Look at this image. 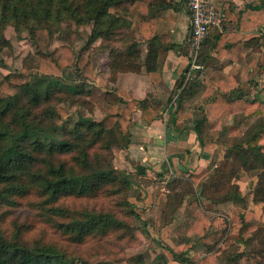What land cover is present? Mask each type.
Wrapping results in <instances>:
<instances>
[{
  "label": "trees",
  "instance_id": "trees-1",
  "mask_svg": "<svg viewBox=\"0 0 264 264\" xmlns=\"http://www.w3.org/2000/svg\"><path fill=\"white\" fill-rule=\"evenodd\" d=\"M77 1L0 0V11L3 12V16L6 15L5 19L13 15L25 19H50L54 12L59 15L65 11L75 16L83 13V19L78 18L80 20L78 22L92 25L93 28L90 45L77 55L69 46H61L50 52L53 34L47 26H37L33 31L37 51L24 60L21 71L0 82V118L11 117L13 121L10 124L17 126L12 128L3 122L0 124V185L4 186L0 192V203H7L12 196L28 193L31 188H37L41 195L47 198V204H55L62 196H93L117 183L132 185L131 179L127 177L121 180L107 156L99 155L96 149L107 154L113 147L128 149L131 145L132 115L137 109L143 111V119L146 122H152L158 117L146 101L134 100L131 94L114 90L106 95V102L111 106V110L102 121L83 120L75 125L71 134L75 136L76 143L62 141L58 144L54 142L45 144L39 135L47 129L40 126V122L31 121L29 113L17 108V102L22 94H25L35 106L40 105L47 96H51L50 90H45L40 95L35 77L39 73L53 84L59 81L67 70L74 68L83 74L85 79L96 81L97 55L93 57V44L97 54L109 53L112 82L116 81L119 73L141 71V43L148 44L145 64L147 71L154 76L156 69L154 61L157 60L159 51L168 49L171 44L166 36L173 20L163 17L166 0H155L154 3L145 0H79L80 6L74 9L73 4ZM225 9L226 20L235 22L238 30L221 32L219 29H212L202 50L212 49L220 59L229 58L239 65L240 73L227 82L218 81L211 73L208 75L206 99L210 100L211 96H214L208 109V116L220 118L218 142L226 147L225 159L234 157L241 162L242 169L247 172L262 171L256 189L250 196L256 203H264V101L248 100L243 95L227 98L223 92L214 89V86L219 85L222 91H225L238 83H253L257 77L264 75V64H259L255 59L248 60L252 50H259L262 47L264 0L249 5L244 12L238 14L231 12L228 6ZM120 46L125 52H121ZM181 84L177 83L173 95ZM84 85V82L75 84L73 90L76 94L85 92ZM177 115L178 120L175 124L179 127V123L185 120L180 107L177 109ZM229 115L234 116L231 124L226 120ZM47 116L56 127L64 128L69 122L70 112L65 106L58 105L49 107ZM19 127L22 129L16 134L15 131ZM194 130L202 146L215 138V135H211L213 130L209 127L207 119L197 121ZM56 153L75 154L73 163L71 165L62 161L55 163L49 157ZM41 154H45L46 158L40 159ZM207 174L208 172L191 174L186 180L177 179L169 183L172 184L169 188L176 192V187L183 181L196 186ZM216 178V183L212 184L214 188L220 181L219 177ZM188 194L177 192L167 197L163 216L169 217L170 220L164 224L165 226L175 221L174 215L179 206L174 202L182 203ZM223 194L221 197H218L219 195L214 197L216 203H233L230 216H212L202 212L190 222V225L184 227L186 230L181 229L190 236L188 241L198 240L207 247V255L200 260V264H219L218 261L220 264L222 262L264 264V249L261 248H264V239L259 240L261 245H255L262 249L257 251L260 254L240 249L243 245L255 243L252 241L254 240L252 235L248 237L253 225L245 221L248 211L246 198L238 187L229 188ZM49 211L56 216L70 219V222L60 224V228L76 243H82L92 236H104L113 229L125 227L124 222L112 213L70 214L68 210L60 207L51 208ZM189 249L177 246L169 250L176 261L192 264L193 262L186 257ZM143 262L145 257L140 259V264H145ZM0 264L76 263L54 247L28 246L8 239L0 230Z\"/></svg>",
  "mask_w": 264,
  "mask_h": 264
},
{
  "label": "rangeland",
  "instance_id": "rangeland-1",
  "mask_svg": "<svg viewBox=\"0 0 264 264\" xmlns=\"http://www.w3.org/2000/svg\"><path fill=\"white\" fill-rule=\"evenodd\" d=\"M78 5L79 0L73 4V8L80 6ZM59 7H61L60 4ZM4 17L6 15L3 16V12L0 11V82L11 74L21 71L24 60L37 51V46L33 40V31L37 26H47L51 30L53 38L49 46L50 52L61 46H69L79 55L91 42L92 25L78 22L80 21L78 18L83 19V13L75 16L73 13L65 11L59 15L54 12L50 19H25L14 15L7 19ZM92 53L93 57L98 55L94 44ZM262 53L264 55V39ZM35 77L40 95L45 90H50L51 96H47L40 105L35 106L25 94H22L17 102V108L19 107L22 111L29 113L30 118H32L31 121L40 122V126L42 125L47 131H50L39 135L43 143L54 142L58 144L62 141H70L74 144L76 138L71 133H73L76 124L83 120L99 122L103 118V95L97 93L99 87L95 81L85 79L83 74L77 72L76 69L67 70L66 74L53 84L45 80L42 73ZM83 82L85 83V92L76 94L73 86ZM58 105L65 106L70 112L69 122L64 128L56 127L47 116L48 108ZM12 121L11 117L0 118V124L3 122L6 126L10 125L12 128H16L17 126L10 124ZM21 129L22 127L17 128L15 133L18 134ZM33 140L34 138L30 142L32 143ZM120 150L122 149L113 147L111 152L107 154V152L97 148L96 153L107 156L116 175L121 180L124 177L131 179L132 185L125 186L117 183L104 188L93 196H62L55 204H47V198L43 197L37 188H31L28 193L12 196L7 203H0L1 232L8 239L19 241L28 246L54 247L76 264H140L142 257H145L143 263L146 264V260L149 259L146 257L147 251L153 249L146 242L156 240L158 237L156 233L150 232L147 227L150 225L152 228L157 222L164 225L170 219L163 216L166 206L160 215V219L151 217V212H148L147 202L143 196L147 190L135 183V176L129 170L120 168L124 165V160L118 158L122 153ZM74 155L56 153L49 158L55 163L62 161L71 165ZM45 158V154L40 155V159ZM225 161L226 163L224 160L217 162L216 166L196 186H191V183L187 184L183 181L176 187V192L175 190L173 192L169 188L172 184L169 185L168 183V186L165 187V204L167 205V197L172 196L173 193H189L182 203L174 202L176 206H179V210L173 218L180 225V230H186L184 227L190 225V222L202 212L216 216L219 213L230 215L233 203H216L214 195L221 197L227 189L238 187L248 203L245 221L253 225V230L248 237L252 235L254 239L252 241L255 242L249 246L243 245L240 249L260 254V252L257 253L260 247H255V245H261L259 240L264 239V232H262L264 231V203L254 202L250 194L256 189L262 171L247 172L242 169L241 162L234 157L225 159ZM190 175V173H185L173 181L177 179L186 180ZM216 176L220 178V181L214 188L212 184L216 183ZM3 187L0 185V192ZM148 187L146 184V188ZM163 203L164 201L161 200V203L155 204L154 207L162 208ZM59 207L68 210L70 214L80 212L112 213L124 222L125 227L113 229L104 236L96 235L87 238L82 243H76L70 235L65 234L60 228V224L68 223L70 219L56 216L49 211L51 208ZM252 264L255 263L252 262Z\"/></svg>",
  "mask_w": 264,
  "mask_h": 264
},
{
  "label": "crops",
  "instance_id": "crops-1",
  "mask_svg": "<svg viewBox=\"0 0 264 264\" xmlns=\"http://www.w3.org/2000/svg\"><path fill=\"white\" fill-rule=\"evenodd\" d=\"M145 1L154 3L155 0ZM257 1L261 0H219V3L225 12L228 6L231 12L238 14ZM164 5L166 10L163 17L173 20L169 34L166 36L171 44L168 49L159 51L157 60L154 61L156 63L154 76L147 71L145 60L148 44L144 42L141 43L140 48L141 71L119 73L115 82L111 81L109 53H100L95 58V82L99 87L97 93L103 95L104 108L103 118L99 122L111 110V106L106 102V95L114 90L131 94L134 100L146 101L158 115L152 122H146L142 110L134 111L131 145L126 150H120L122 153L118 156L119 159L124 160V165L120 168L129 170L135 176V183L147 190L143 196L147 202L148 212H151V217L157 219H160L166 206L165 187L168 183L185 173L199 175L209 172L217 162L224 160L226 147L218 142L220 118L208 116V109L214 96L212 95L210 100L206 99L209 87L207 78L211 73L218 81L227 82L240 73L237 63L227 57L220 59L212 49L203 48V52L201 51L195 60L188 45L191 33L189 13L180 0H166ZM237 30L238 26L235 22L225 20L221 32ZM137 38L139 41L138 36ZM120 50L125 52L122 46ZM262 58L264 60L262 47L259 50H252L248 56L249 61L255 59L261 65H263ZM194 65H200L202 69H193ZM180 82L181 86L173 95L177 83ZM221 88L219 85L214 86L215 90L223 92L227 98L243 95L248 100L264 101V75L257 77L253 83H238L225 91ZM178 107L185 116L179 127L175 124L178 120ZM204 119L208 120L209 127L213 130L211 135H215V138L202 146L194 127L197 121ZM233 119V115L227 116V123L231 124ZM146 184L147 187L150 186L146 188ZM161 200L164 201L162 208L154 207L155 204L161 203ZM179 227L177 220L171 225L165 226L157 222L152 228L150 225L147 227L158 237L156 240L146 242L153 247L152 250L147 251L146 257L149 259L146 260V264H187L176 261L171 253L170 250L177 246L190 248L186 257L193 262L192 264H200V260L207 255V247L198 240L188 241L190 236L183 233ZM218 263L220 264L219 261Z\"/></svg>",
  "mask_w": 264,
  "mask_h": 264
},
{
  "label": "built area",
  "instance_id": "built-area-1",
  "mask_svg": "<svg viewBox=\"0 0 264 264\" xmlns=\"http://www.w3.org/2000/svg\"><path fill=\"white\" fill-rule=\"evenodd\" d=\"M190 15L191 33L188 45L197 60L212 29L222 31L226 12L219 0H180ZM201 70L200 65L192 67Z\"/></svg>",
  "mask_w": 264,
  "mask_h": 264
}]
</instances>
